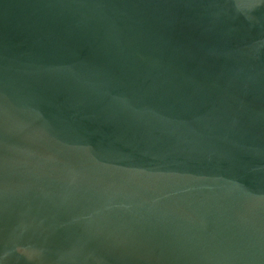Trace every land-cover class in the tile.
I'll return each instance as SVG.
<instances>
[{"label": "water", "instance_id": "obj_1", "mask_svg": "<svg viewBox=\"0 0 264 264\" xmlns=\"http://www.w3.org/2000/svg\"><path fill=\"white\" fill-rule=\"evenodd\" d=\"M0 264H264V0H0Z\"/></svg>", "mask_w": 264, "mask_h": 264}]
</instances>
